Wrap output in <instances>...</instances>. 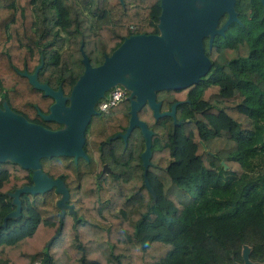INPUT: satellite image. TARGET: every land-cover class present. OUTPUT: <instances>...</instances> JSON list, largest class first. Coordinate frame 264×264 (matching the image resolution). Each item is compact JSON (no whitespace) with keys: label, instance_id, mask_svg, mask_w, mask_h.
<instances>
[{"label":"trees","instance_id":"obj_1","mask_svg":"<svg viewBox=\"0 0 264 264\" xmlns=\"http://www.w3.org/2000/svg\"><path fill=\"white\" fill-rule=\"evenodd\" d=\"M159 11V0H0V109L61 127L41 117L53 99L22 72L39 65L37 81L68 96L80 48L99 64L131 33H158ZM236 18L204 41L210 67L197 82L155 90L160 111L176 102V124L146 103L137 111L151 131L148 186L139 127L118 135L130 98L90 116L86 157L39 158L67 189L63 209L51 187L20 192L18 215L4 218L31 170L0 161V264H243L244 249L264 261V16Z\"/></svg>","mask_w":264,"mask_h":264},{"label":"water","instance_id":"obj_2","mask_svg":"<svg viewBox=\"0 0 264 264\" xmlns=\"http://www.w3.org/2000/svg\"><path fill=\"white\" fill-rule=\"evenodd\" d=\"M159 0L158 33H131L99 64L91 65L81 50L82 73L77 77L68 96L62 94L60 86L52 89L35 78L38 66L31 73L22 72L28 82L44 94L52 97L48 112L41 114L46 120H54L63 127L48 128L12 112L7 106L0 109V161L11 159L31 170V184L15 188L9 195L15 208L4 216L18 215L20 192H42L51 187L60 195L56 205L63 209L67 189L60 178L47 176L40 168L39 158L46 155H71L86 157L82 150L84 131L91 115L97 113L96 100L114 83L129 74V117L125 130L118 135L125 140L133 126H138L143 136L144 148L140 152L144 184L150 153L151 131L137 117V111L146 103L154 118L164 115L172 117L176 124L174 108L160 111L155 100V90L179 89L195 83L209 69L210 62L203 51L201 39L209 35V44L214 34H223L231 21H237L233 0ZM227 11L223 24L216 27L221 12ZM67 101V104H66ZM203 149L205 146L202 145ZM106 168L105 164L102 171ZM108 170V169H107ZM57 235H52L47 243ZM246 249L243 264H250Z\"/></svg>","mask_w":264,"mask_h":264},{"label":"flooded vegetation","instance_id":"obj_3","mask_svg":"<svg viewBox=\"0 0 264 264\" xmlns=\"http://www.w3.org/2000/svg\"><path fill=\"white\" fill-rule=\"evenodd\" d=\"M194 4H195L196 7H200L202 5V2L196 0ZM232 8H233V11H234L235 16H239V15L264 16V0H233ZM227 14H228L227 11H223V12L220 13L219 18H218L217 23H216V27H219V26H221L223 24V22H224V20H225V18L227 16ZM215 35L216 34L213 35L212 40H213V38H214ZM204 41L207 42V45H206L207 48H210L212 42H210V44H209V35L208 34L205 35V36H203L202 39H201V44L203 46V51L205 53V48L206 47H205ZM206 56H207V54H206ZM208 59H209V57H208ZM209 62H210V59H209ZM122 99H124V100L125 99H129V92ZM66 104H67V101H66ZM99 112L100 111H97L96 114L97 115H100ZM61 127H63V125H61ZM122 141H124L123 138H122ZM104 164L105 163H102L101 171H102V167H103ZM105 166H106V168L108 170L105 169L104 171H109V167L106 164H105ZM263 263H264V261L261 262L260 264H263ZM250 264H256V263H250Z\"/></svg>","mask_w":264,"mask_h":264},{"label":"built area","instance_id":"obj_4","mask_svg":"<svg viewBox=\"0 0 264 264\" xmlns=\"http://www.w3.org/2000/svg\"><path fill=\"white\" fill-rule=\"evenodd\" d=\"M129 29L132 30L133 26L130 25ZM129 90L121 86H111L109 87L102 97L98 98L94 103V108L100 112H106L114 105H116L127 93ZM35 264V263H34Z\"/></svg>","mask_w":264,"mask_h":264},{"label":"rangeland","instance_id":"obj_5","mask_svg":"<svg viewBox=\"0 0 264 264\" xmlns=\"http://www.w3.org/2000/svg\"><path fill=\"white\" fill-rule=\"evenodd\" d=\"M131 79H132V77L129 74H124L123 77H122V79L119 80L118 82L114 83L113 85H115V86H121V87H125L126 88V87H128V83H129V81ZM35 264H37V263H35Z\"/></svg>","mask_w":264,"mask_h":264}]
</instances>
